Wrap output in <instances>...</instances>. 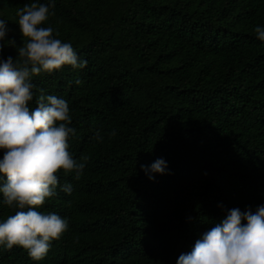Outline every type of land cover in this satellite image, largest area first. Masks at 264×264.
Returning <instances> with one entry per match:
<instances>
[{
  "label": "trees",
  "instance_id": "obj_1",
  "mask_svg": "<svg viewBox=\"0 0 264 264\" xmlns=\"http://www.w3.org/2000/svg\"><path fill=\"white\" fill-rule=\"evenodd\" d=\"M32 2L51 0H0L17 46V10ZM54 2L41 26L88 63L33 77L29 107L40 90L65 99L69 150L89 161L78 181L60 172L71 195L58 188L38 209L69 221L47 256L0 246V264H177L229 209L264 205V0ZM158 158L168 172L150 179L141 166ZM15 211L0 194V222Z\"/></svg>",
  "mask_w": 264,
  "mask_h": 264
},
{
  "label": "clouds",
  "instance_id": "obj_2",
  "mask_svg": "<svg viewBox=\"0 0 264 264\" xmlns=\"http://www.w3.org/2000/svg\"><path fill=\"white\" fill-rule=\"evenodd\" d=\"M50 3L32 2L17 10L23 43L6 40L11 31L0 19V41L17 47L18 55L6 60L0 56V183L3 203L15 209L0 222V246L11 250L24 248L34 261L43 260L53 240H59L69 229V221L56 213L39 211L47 199L58 195L57 189L71 195V183L61 185L59 174H71L80 180L89 161L87 155L73 157L69 138L77 131L70 127L72 116L68 102L40 90L37 107H29L36 96L32 78L41 73H53L70 65L83 69L88 61L81 59L71 43L57 38L59 32L42 27L56 13ZM257 39L264 41V27L254 29ZM5 44L0 43V54ZM76 83H80L79 80ZM113 130L110 136H115ZM101 143L104 136L97 130L93 137ZM150 179L153 173L166 174L167 161L156 159L150 166H141ZM247 223H243V221ZM177 264H264V205L242 212L229 209L227 215L196 240L190 252L182 253Z\"/></svg>",
  "mask_w": 264,
  "mask_h": 264
}]
</instances>
